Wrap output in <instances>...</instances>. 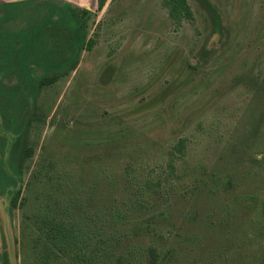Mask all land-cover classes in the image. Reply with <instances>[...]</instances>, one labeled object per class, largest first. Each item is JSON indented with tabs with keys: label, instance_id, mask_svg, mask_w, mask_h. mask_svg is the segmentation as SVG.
I'll return each mask as SVG.
<instances>
[{
	"label": "rangeland",
	"instance_id": "rangeland-1",
	"mask_svg": "<svg viewBox=\"0 0 264 264\" xmlns=\"http://www.w3.org/2000/svg\"><path fill=\"white\" fill-rule=\"evenodd\" d=\"M99 1L0 0V31L37 93L21 201L42 192L28 185L51 163L105 202L127 195V179L149 183L145 204L181 264H264V0H187L179 24L164 0ZM65 10L91 12L84 45ZM29 208L0 196L11 264H34Z\"/></svg>",
	"mask_w": 264,
	"mask_h": 264
},
{
	"label": "trees",
	"instance_id": "trees-1",
	"mask_svg": "<svg viewBox=\"0 0 264 264\" xmlns=\"http://www.w3.org/2000/svg\"><path fill=\"white\" fill-rule=\"evenodd\" d=\"M106 2L100 0L99 8L103 9ZM164 4L178 24L184 18H192L187 0H164ZM90 14L84 11L86 17L79 20L74 12L65 10L66 17L77 28L82 45L86 43V36L81 26ZM89 44L92 46V42ZM12 73L19 79V85L14 88L4 83ZM51 81L47 78L41 83ZM21 95L27 99V111L19 101ZM36 99V89L20 51L11 46L0 31V131H4L0 143V196L15 209L30 205L24 217L35 233L33 263L181 264L178 249L166 245L168 236H160V226L155 227L159 218L154 213L155 208L145 204L149 183L135 188L133 181L127 179V195L121 200L105 202L95 196L96 184L82 187L69 172H59L51 163L50 166L38 165L28 185L30 188L42 184V192H33V198L29 189L28 196L21 201L24 179L20 161L23 156L31 155L30 150L22 148V138ZM198 183L200 185V181ZM160 184L162 186V182ZM261 215L264 217V204ZM166 221L165 217L163 224ZM218 259L214 256L206 262L197 260L195 263L234 264L229 259ZM0 264H11L7 251L0 254Z\"/></svg>",
	"mask_w": 264,
	"mask_h": 264
}]
</instances>
